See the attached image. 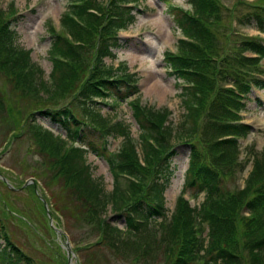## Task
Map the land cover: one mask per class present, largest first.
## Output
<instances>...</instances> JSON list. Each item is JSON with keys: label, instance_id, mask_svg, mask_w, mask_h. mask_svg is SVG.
Wrapping results in <instances>:
<instances>
[{"label": "trees", "instance_id": "16d2710c", "mask_svg": "<svg viewBox=\"0 0 264 264\" xmlns=\"http://www.w3.org/2000/svg\"><path fill=\"white\" fill-rule=\"evenodd\" d=\"M65 1L66 10L60 19L61 31L48 30L51 71L47 78L43 77L40 68H34L30 51L17 46L14 33L5 26L0 13V83L4 81L13 86L12 92L7 93L0 85L1 126L13 123L7 134H30L29 140L33 145L30 150L36 152L31 159L36 158L37 152L38 155L49 153L51 157L48 163L41 158L36 160L38 166L31 164L33 170L26 164L27 157L19 158L15 169L21 175L22 183L33 177L49 194L51 189L53 191L59 186L60 193L56 190L54 194L58 201L63 197V203L67 199L62 192H72L81 203L78 207L68 199L67 208L72 210L75 223L87 226L96 237L100 235L101 242L115 245L124 242L127 250L133 252L139 261L197 264L202 242L196 237L193 212L188 203L179 197L169 218L163 206L165 184L160 178L171 174L168 159L173 148L169 139L175 130L169 119L170 111L165 107L148 109L140 105L136 97L129 100L138 90L137 79L133 74H119L117 68L104 62L105 57L113 58L116 50L123 46V39L117 31L127 27L133 18V7L124 6L125 0H108L106 4V0ZM190 2L196 13L192 19L170 8L178 27L191 41L179 40L181 50L176 54L168 53L165 62L170 69L169 74L176 81L185 83L179 88L183 107L177 125L179 136L193 143L194 157L202 146L208 154V159L203 158L199 167L197 164L190 167L184 184L195 194L204 192L205 201L209 202L207 207L194 212L205 223L209 239L202 258L206 264H264V189L250 196L251 189L264 181V161L254 162L245 187L230 196L223 194L224 183L217 175L218 169L234 161L237 151L235 136L245 134L248 127L223 122L225 118L234 117L228 107L237 108L240 104L236 100L238 95L232 91L233 97H222V92L217 90V86L222 85L216 81L224 75L225 68L226 71L230 68L236 75L244 70L241 66L247 61L241 59L244 57L242 52L253 41L244 35L228 39L229 33L227 35L226 30H222L224 7L218 0ZM242 3L237 0L233 9ZM250 16L251 13L247 15V23ZM238 22L241 24L243 20ZM259 27L264 29L263 25ZM255 60L248 62L254 63ZM86 68L87 80L83 79ZM16 89L26 92L32 89L35 95L44 90L48 95L32 104V112L25 114V108L23 110L12 102L16 98ZM73 92L75 95L70 98ZM109 97L125 101L131 108L138 129L135 143L126 123L121 119L112 121L95 108L93 99ZM37 115L49 118L66 133L68 140L61 138L59 133L44 129L37 122ZM206 115V123L202 126ZM80 120L89 127L84 129L81 137H76L75 127ZM207 127L214 132L213 141L206 138ZM226 135L233 137L222 139ZM107 137L122 138L116 154L105 149ZM88 151L103 156L107 161L112 175L110 190L107 191L101 179L93 176L91 165L85 158ZM111 155L115 158L111 159ZM42 164L48 165V169H44ZM228 169L231 168L224 170ZM0 184L13 195L18 194L2 180ZM34 186L36 184H28L25 188H29L27 192L31 196L38 198L36 192L34 195L31 191ZM54 194H50L52 204L58 206ZM108 204H111L112 214L123 215L125 225L121 229L116 223L106 220ZM244 212L249 215L244 216ZM1 223L0 218V234L3 236ZM7 239L5 235V242ZM97 240L86 244L88 246L85 245L82 254L86 252L92 258L88 249L97 248ZM128 257L119 252L115 254L123 264H136L127 262ZM91 258L87 261L92 262L88 260ZM0 264L36 263L7 242L0 248ZM80 264H86V261Z\"/></svg>", "mask_w": 264, "mask_h": 264}, {"label": "rangeland", "instance_id": "374dc122", "mask_svg": "<svg viewBox=\"0 0 264 264\" xmlns=\"http://www.w3.org/2000/svg\"><path fill=\"white\" fill-rule=\"evenodd\" d=\"M172 1L192 11L191 4L185 3V0ZM235 1L236 0H222L227 6L232 5ZM242 1L249 4H258L260 6L254 8H263L264 6L263 3L259 4L256 0ZM262 2H264V0ZM134 3L137 8L144 13L139 14L137 20L132 25H129L127 30L119 32L123 39V41H121L123 46L117 50V56L114 60L106 58L105 62L113 67L119 63H126L125 65L127 67L124 68L126 69V72H137L135 74L139 78L137 85L139 90L135 93V96L140 104H150L155 107L168 106L172 110L173 120L179 122L180 117L183 114V107L179 98V89H177L174 78L168 75L163 62L164 51H175L177 49L175 45L178 38V32L174 28L173 19L168 13V10H166L167 4L163 2V0H136ZM65 4V0H0V7L2 9H6L13 5L16 9L15 12L21 14V16L11 20L10 28L16 33V43L26 50H31V61L34 66L40 68L41 73L45 78L48 77L51 69L48 54L50 38L47 35V30L50 22H52L53 28L57 29L58 19L66 9ZM134 11L137 13L139 10L134 9ZM244 14L245 7L244 5H240L236 9L234 16L229 20H226L229 21L228 28H232L237 20L241 19ZM240 30L247 34H257V30L250 27H241ZM139 62H146L147 64L143 67H138L137 64ZM261 63H263V71L260 72V75L264 77V59L261 60ZM228 74H232L231 70L228 71ZM87 76L88 69L86 68L83 79ZM0 85L4 90H7V93H11L13 90V86L10 83L6 84L4 81H1ZM47 95V92L44 90L40 91L38 95H35L32 89L27 92L16 89V98L13 99L12 102H15V105L20 106L23 110L25 108V114H29L32 112V104L37 100L45 99ZM72 97L73 94L70 98ZM13 105L14 104H12V106ZM96 106L100 109L102 114H107L111 116L112 119H121L128 125L132 135L136 136L138 132L137 125L131 118L130 107L125 101L119 102L110 98L102 100L97 99ZM15 108L16 106L14 109ZM242 115L243 117L245 116L246 121L252 124V129L246 138L240 141V145H252L256 154L261 153V150L264 149V130L259 128L256 118H264V89H253V92L249 94V98L246 101ZM1 118L2 116H0V121H2ZM7 119L9 118L6 117V120ZM10 120L12 121V119ZM36 120L44 129L48 130V128H52L54 132H61L63 136V132L54 125L50 119L42 118L40 115H37ZM12 125L13 123H5L1 126L0 123V174L4 176V181L2 180L3 182H8L11 186H14V188H18V186L23 185L21 175H19L15 169L19 158L23 159L27 157L26 164L31 170H33L31 164L36 166V160H40L41 158L44 159V162L48 163L51 161V157L48 155L49 153H45L46 155L40 153L41 155H38L37 152L36 158L31 159L36 152L30 150V148H33V145L31 146V141L29 140L30 134H25V132L20 135H18L17 132H9L7 134V129ZM175 129L177 130V127ZM206 132V138L210 140L213 131L209 128ZM11 136L13 137V147L6 143ZM173 136L171 144L175 142L173 145H175L176 154L172 158V174L168 178L169 184H166L163 193L164 207L168 210L172 209L175 197L179 193L181 187H183L185 169L187 168L189 161L188 153L190 150L186 142H179V136L177 133ZM119 141L120 138L116 140L110 139V147L112 150L113 148H117ZM193 141H195V139ZM241 146L240 156L236 161L237 164L235 165L234 173L231 170L230 174L227 175L229 178L225 180V186L222 190L225 196L230 195V192L227 191L232 186L235 185V188H241L243 186L244 179L251 167L250 160L252 156L249 152L247 155L244 154V150ZM245 155L248 157V163L246 162L247 157L243 159ZM85 158L91 165L93 176L96 179L102 180L107 191L111 189V175L105 158L91 152L86 153ZM241 162L247 163L248 165L244 169V172L240 173V178L236 179L234 177L236 175V168ZM42 167L48 169V165L45 166L42 164ZM27 181L25 180L24 182ZM35 182L37 189L35 188L31 191L34 195V192H37L38 196L48 202L46 203L48 209H50L49 213L47 212L48 209L45 203L43 205L40 197L36 198V195L35 197L31 196L27 192L29 191V188L13 189L10 187L11 190L18 193L15 196L7 191L5 186L0 184V208H2L0 218L5 224L2 229H4V231L7 230L8 237L11 238L13 243L18 245L37 264H68L66 263L65 257L66 251L68 250L66 244L70 246L73 252L74 250H77L80 254L79 246H82L83 251L85 249L84 245L88 243L93 244L96 242L97 238L99 239L97 240V243L99 242L98 247L94 250L91 248L88 249L93 257L91 258L86 252L83 254L81 253V262L86 261V264H123L122 261H118L115 258V254L119 252L123 255H129L128 259H126L129 263H153L152 261L145 263L147 261H139L138 259H135L134 253L127 250L124 242L116 243V245L110 244V242H101L100 235L96 237L89 231L87 226L75 223L72 210L67 208L68 199L78 207L81 203L77 198L73 197L74 194L68 190L62 192L66 197L67 202L63 203V197L58 201L54 194V191L57 193L56 190L60 193L58 186L57 188L55 187L53 191L51 189L50 194H54V198L58 203V206L54 207H56V210L59 211V213L60 211L62 212L61 214L65 220L64 224L60 217L54 212L52 204L54 202L50 194L41 186L38 180ZM258 185L253 188L256 189ZM226 188L228 189L226 190ZM185 190L192 193L189 189ZM190 202L191 204L205 205L203 193L199 194L195 200L191 199ZM110 206L108 204L106 215H110L109 218L114 220L111 222L116 223L117 227L121 229L125 225L124 217L120 213L112 215L109 211ZM70 214H72V217ZM244 216H248V214H244ZM240 220L242 222L241 218ZM159 221H161V219ZM4 241L5 239L3 235V237L0 238V244ZM87 258H91L92 260H88L92 262H88ZM77 262L78 260L75 258L74 260L73 258H71V261L69 260V264H77Z\"/></svg>", "mask_w": 264, "mask_h": 264}, {"label": "water", "instance_id": "95a60500", "mask_svg": "<svg viewBox=\"0 0 264 264\" xmlns=\"http://www.w3.org/2000/svg\"><path fill=\"white\" fill-rule=\"evenodd\" d=\"M30 181L31 182H33V178H30ZM28 182H26L25 184H27ZM17 189H21V187L20 188H17Z\"/></svg>", "mask_w": 264, "mask_h": 264}]
</instances>
